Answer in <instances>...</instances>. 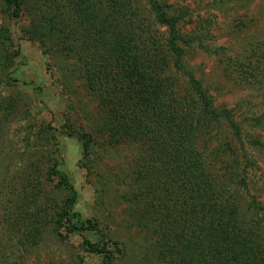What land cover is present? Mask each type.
I'll list each match as a JSON object with an SVG mask.
<instances>
[{
	"label": "rangeland",
	"instance_id": "rangeland-1",
	"mask_svg": "<svg viewBox=\"0 0 264 264\" xmlns=\"http://www.w3.org/2000/svg\"><path fill=\"white\" fill-rule=\"evenodd\" d=\"M117 1L128 2L134 22L124 26L147 46L140 66L152 63L185 110L215 113L205 114L198 150L216 175L231 178L238 216L264 241V0H156L179 33L182 72L155 4ZM20 2L15 19L0 0V264H103L84 240L112 249V264H158L155 228L140 225L129 204L140 143L117 134L67 42L41 27L37 1ZM188 74L204 99L191 94ZM59 173L77 194L79 234L64 229L71 195Z\"/></svg>",
	"mask_w": 264,
	"mask_h": 264
},
{
	"label": "trees",
	"instance_id": "trees-1",
	"mask_svg": "<svg viewBox=\"0 0 264 264\" xmlns=\"http://www.w3.org/2000/svg\"><path fill=\"white\" fill-rule=\"evenodd\" d=\"M4 1L19 19L20 0ZM36 1L41 27L67 42V54L77 62L84 87L94 96L95 90L100 94L117 134L134 138L142 147L129 204L140 225L155 228L152 247L157 263L264 264V241L238 216L229 191L233 181L216 175L198 150L205 114L214 119L215 113L204 106L185 110L181 99L169 95L152 63L142 61L140 66L147 46L125 28L134 22L128 2L115 0L107 7L100 0ZM150 1L155 4L157 23L169 29L166 45L177 55L174 67L182 72L183 51L176 46L180 37L174 20L159 1ZM188 76L191 94L204 99L200 84ZM83 144L88 148L87 141ZM59 178L71 195L64 229L79 234L83 221L74 213L77 194L64 174L59 173ZM86 224L95 228L91 221ZM84 245L103 264H112L114 252L107 245L87 240Z\"/></svg>",
	"mask_w": 264,
	"mask_h": 264
}]
</instances>
